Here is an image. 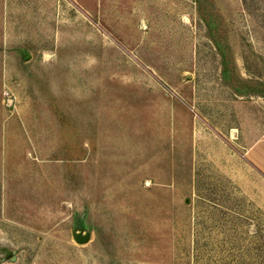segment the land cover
<instances>
[{
	"label": "rangeland",
	"instance_id": "rangeland-1",
	"mask_svg": "<svg viewBox=\"0 0 264 264\" xmlns=\"http://www.w3.org/2000/svg\"><path fill=\"white\" fill-rule=\"evenodd\" d=\"M0 264H264V0H0Z\"/></svg>",
	"mask_w": 264,
	"mask_h": 264
}]
</instances>
